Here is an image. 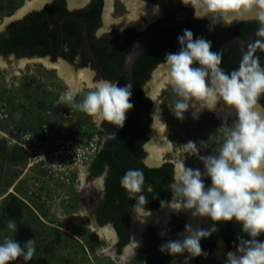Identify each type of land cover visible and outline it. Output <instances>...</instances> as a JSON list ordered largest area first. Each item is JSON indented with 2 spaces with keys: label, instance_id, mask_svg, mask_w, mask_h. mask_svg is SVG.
Instances as JSON below:
<instances>
[{
  "label": "clouds",
  "instance_id": "obj_1",
  "mask_svg": "<svg viewBox=\"0 0 264 264\" xmlns=\"http://www.w3.org/2000/svg\"><path fill=\"white\" fill-rule=\"evenodd\" d=\"M182 2L193 8L195 18L210 21L209 31H214L217 24L227 26L247 21H256L258 28L256 39L247 44L246 50H242L238 67L231 71L222 67L223 53L212 50V41L202 36L194 38L193 31L189 29H184L183 34L178 36L179 50L166 53L157 66L154 75L162 81L165 89H171L176 98L171 109L176 118L183 121L190 109L195 110L193 118H198L204 110L216 112L221 101L228 109L223 123L226 132L224 139L219 141L218 152L201 155V151L207 148V141L204 140L199 141V146L191 140L183 144L186 153L196 156L203 164V170L186 166L185 159L172 161V180L168 186L172 199L161 201V205H170L176 212L190 211L196 218L209 217L214 222L235 220L248 238L238 237L239 243L234 245L236 250L226 253L224 264H264V241L258 239L264 236V105L260 104L261 97H264V66L256 55L258 51L264 52V0ZM94 75L83 88L73 90L69 87L61 94V102L91 117L97 126L101 127L107 121L123 128L127 113L134 108L131 102L132 84L129 82L121 87L110 80L94 79ZM77 96H80L79 100ZM148 98L159 105L155 97ZM157 112H161L159 107L153 114V120ZM233 112L235 116L229 125L227 119ZM99 131L104 138L105 132ZM32 135L34 141L47 140L45 133L42 139ZM18 145L30 161L25 148ZM38 146L42 147L44 143H38ZM165 147L171 152L176 146L167 139ZM35 165L40 166L33 164L32 167ZM79 173L76 171L72 175L73 185L78 183ZM206 178L211 179V186H206ZM120 184L129 198L137 201L132 209L138 219L144 217L140 219L144 222L151 211L146 207L148 201L143 194V170L128 169L120 178ZM98 191L101 196L102 186ZM148 191H152L151 186ZM85 226L98 234L92 227ZM6 227L15 231L16 224L9 221ZM211 234V231L186 224L183 238L167 240L160 246V251L172 256L187 252L189 256L184 264H188L190 258L207 257L201 240ZM98 239L104 238L98 234ZM34 253V239H28L23 245L10 236L0 239V264H12L21 257L25 262L31 261Z\"/></svg>",
  "mask_w": 264,
  "mask_h": 264
},
{
  "label": "rangeland",
  "instance_id": "obj_2",
  "mask_svg": "<svg viewBox=\"0 0 264 264\" xmlns=\"http://www.w3.org/2000/svg\"><path fill=\"white\" fill-rule=\"evenodd\" d=\"M26 1L0 0V15ZM113 3L114 13L124 12L126 6L121 0ZM68 88L67 82L42 61H27L24 73L18 74H7L0 67V113L10 115L0 119V239L10 236L22 245L28 239L35 240L33 259L25 262L21 257L12 264H182L161 252L160 246L169 239H178V234L188 224L186 215H179L175 225L164 232L147 224L132 261L118 263L108 254L100 255L99 251L107 247L104 239L99 240L98 234L84 224L63 216L79 212L97 200L99 189L87 185L80 190L72 179L68 184L58 183L40 166H28L25 153L16 143L25 132L37 136L40 132L42 139L45 127L50 133L63 137H80L82 131L86 134L99 131L91 117L61 102L60 96ZM156 97L163 115L165 140L176 146L171 152L165 148L164 159H185L186 166L203 170V164L196 156L186 153L183 144L191 140L199 146V141L204 140L207 148L201 155L218 152L219 141L226 132L224 122L207 110L196 120L191 112H186L181 121L171 111L176 98L170 88L163 87ZM233 119L229 117L227 123L230 125ZM207 182L211 179L206 178ZM9 221L16 224L15 231L7 229ZM198 264L224 262L208 256Z\"/></svg>",
  "mask_w": 264,
  "mask_h": 264
},
{
  "label": "trees",
  "instance_id": "obj_3",
  "mask_svg": "<svg viewBox=\"0 0 264 264\" xmlns=\"http://www.w3.org/2000/svg\"><path fill=\"white\" fill-rule=\"evenodd\" d=\"M155 1L163 3L164 0ZM99 7V1L93 2V5L85 13L83 12L85 17L90 20ZM67 14H69V11L66 9V0H54L43 9L33 10L24 17L12 21L6 26L5 30L0 32V55L9 53H15L18 57H45L50 55L52 61L62 57L71 63L74 62L77 55H80L78 66L89 65L91 61L86 51L78 49L83 43L82 25L79 22L72 18H65L63 21L64 39H62L60 20ZM95 28L96 24L88 31V37L94 48L95 55L106 70L115 71L123 65L130 43L140 33L133 28H129L124 32H113L105 36L100 42L94 40L92 31ZM257 28L258 23L256 21L234 22L228 26V29L249 41L256 39L255 31ZM184 29L188 28L181 26L162 29L148 42L134 64L133 76L137 96L147 111L150 109V100L144 96L141 86L149 79L157 64L162 62L166 53L179 50L178 36L183 34ZM192 31L194 38L202 36L211 40L212 50L223 53L222 67L225 70L231 71L238 67L241 54L227 49L211 36L199 31ZM262 53L264 54V52ZM108 78L112 82L119 83L121 87L127 83L124 75H115ZM260 103L264 105V97H261ZM9 116L8 113L7 117ZM142 120V110L134 105V108L127 113L124 127L114 137L105 140L102 149L90 167L91 176H99L105 171L107 166L109 167L105 181L106 195L97 207L96 213L101 224L106 222H114L116 224L120 236L117 243L119 251L130 242V211L131 207L137 203L134 198L130 199L126 190L121 187L120 178L123 174L128 169L143 170L145 174L143 194L147 197L148 204L146 207L148 210L156 209L161 205V201H169L171 196L168 186L172 180L173 163L169 161L160 167L150 168L143 162V158L146 155L143 145L148 139L146 134L151 121L150 117L147 126L142 132L135 136L126 146H118L115 150L116 156L113 155V146L126 140L131 132L141 124ZM149 185L152 186L151 192L148 191ZM215 224L216 230L209 237L201 240L202 248L207 254L214 250L219 238L224 239L229 249L234 248V245L239 243V236L248 238L241 231V225L235 220L231 222H215ZM258 239L264 241V236L258 237ZM202 256L197 257V259Z\"/></svg>",
  "mask_w": 264,
  "mask_h": 264
},
{
  "label": "water",
  "instance_id": "obj_4",
  "mask_svg": "<svg viewBox=\"0 0 264 264\" xmlns=\"http://www.w3.org/2000/svg\"><path fill=\"white\" fill-rule=\"evenodd\" d=\"M45 1L46 0H28L24 2L23 4H21L20 6L1 14L0 15V31L4 29L5 26L11 23L14 19L24 16L27 12H30L34 9H41L43 7V4H45L44 3ZM70 1H72V3L74 2V0H70ZM126 2H124V4ZM127 5L130 8L128 6L125 7L123 13H114L113 9L111 8V4H108V8L111 11L108 13L109 16L107 17H113L116 19V18H122L128 14L130 15L131 13L132 14L134 13L132 21L139 22L140 14H145V16H147L149 19H151L154 15V12L152 9H149L148 6H145L146 8L144 7V3L142 0H128ZM155 12L157 13V11ZM78 20L81 23H83L85 27L83 34H82L83 45L85 47V50L88 54V57L92 65L96 69H98L100 73H103L108 76L124 75L127 83L130 82L132 84V101L138 107H140L143 111V120L141 124L131 132V134L128 136L126 140L113 146L112 150H113L114 156H116L115 150L118 146L120 147L126 146L128 143L131 142V140L135 136L140 134L146 126V123L148 120V114L137 96L135 83H134L133 68H134V64L137 58L144 51L145 46L158 32H160L162 29L166 27H181L182 26V27H185L191 30L202 32L205 35L211 36L215 38L221 45L225 46L227 49L234 50L239 54H242L243 49L246 50L247 44L250 42L249 40L241 37L240 35L228 29V25L225 26L223 24H217L215 26L214 31H209L210 21L191 19V18H185V17L167 18V19L161 20L158 23L154 24L152 27H150L144 33L138 36L133 41V43L129 46L126 52L125 58H124L123 65L115 71H108L105 68H103V66L99 63V61L97 60L93 52V49L89 42V38L87 36V23L81 18H78ZM63 21H64V18L60 20L62 39L64 35ZM256 55L260 58L261 65L264 66V54L258 51ZM26 61H42L56 75L63 78L69 84V87H71L73 90H77L78 88L83 86L81 82L82 79H84L85 82H87L89 79H92L93 77L92 74L94 73L88 67L78 68L73 63L71 64V62L62 59L61 57H58L56 61H52L49 56L18 57L16 56V54H13V53L8 55L6 58H4L3 56H0V67H2L6 71L7 74L24 73V65ZM156 69L157 67L154 68L149 79L146 81L144 85V89L147 88L152 91L151 92L152 96L155 97L156 101L159 104V105L155 103L153 104L152 116L155 113L157 107L160 108V102L155 94L158 88L162 86V81H160L156 75H154V79H153L152 75L155 73ZM218 108H219L218 111L214 113L217 115L219 119H221L224 122V118L225 116H227L228 109H225L223 107L222 101L220 105L218 106ZM190 110L192 114H193V111H195L194 109H190ZM202 113H199L198 117ZM196 119L197 118H195V120ZM152 124L154 128L152 127ZM152 124H151V130L149 133V140L145 144V147L148 150V155L146 156L147 163H150L149 157L150 159L156 158L158 162L161 160V158L162 160H165L164 159L165 143L163 144L160 139V138L165 139L164 130H163V115L161 112H157L155 119L152 121ZM98 127L104 130L105 136L99 145V148L94 156V159L99 153V151L102 149L105 140L113 136L117 128L115 125H112L107 121L103 122L101 127L100 126ZM91 164L87 166L80 165V173L77 178L78 186L80 190L86 187L87 185H101L102 189H104L102 181L105 178L107 171H104L99 176H94L95 178L91 180V182L89 183L86 182V177L88 175V167L91 166ZM205 184L206 186H211V182H207ZM104 196H105V192H102V195L91 204H97V206H99V204L103 201ZM90 206L92 205H88L87 207H85L83 210L79 212L67 213V214H63V216L71 220H74L76 222L84 224L86 223L85 222L86 217L84 214L89 213ZM150 211H151V215L146 217L144 222H141V220H143L144 217H140L141 219L140 220L137 218V214L135 213V211L134 210L131 211V216H130L132 218L131 230H130L131 240L124 247L123 254H121L120 256L115 255V252H113L112 250L113 244L115 242L116 233L113 231V229L111 230L110 228L111 224L110 225L108 224L110 227L109 226L96 227L95 225L90 224V223L84 224V225L92 227L93 229L98 231L99 237L105 239L107 247L99 251L100 255H107V254L112 255L113 257L112 256L110 257L118 263L132 261L133 254L138 246V243L143 235L144 228L147 226V224L157 226L158 232H164L168 228L173 227L175 225L179 215H182L183 212L189 214L188 221H189V224H191L193 228L198 227V228H202L207 231H211V233H213L212 231L214 229L213 221L209 217L196 218V217H193L191 215V212L187 210L176 212L174 209L171 208L170 205L167 207H162V205H160L156 209H153ZM183 233L184 231H181L178 234L179 239L183 238L182 236ZM235 250H236L235 247L232 249H229L224 239L219 238L216 244V247L210 254L207 255V257L211 256V257H214L224 262L226 260V253L229 251H235ZM170 256L174 259V261L184 264L185 258L188 257L189 254L185 252L183 254H177L176 256H172V255ZM204 258L205 256H202L199 259H197V257L190 258L188 261V264H198L199 261Z\"/></svg>",
  "mask_w": 264,
  "mask_h": 264
},
{
  "label": "flooded vegetation",
  "instance_id": "obj_5",
  "mask_svg": "<svg viewBox=\"0 0 264 264\" xmlns=\"http://www.w3.org/2000/svg\"><path fill=\"white\" fill-rule=\"evenodd\" d=\"M54 0H46L43 4V7L41 9H43L47 4L53 2ZM99 1L100 3V7L98 9V11L90 18V20H88L86 17H85V11L90 8L92 5H93V2H97ZM123 3H125L126 7L128 6L127 3H128V0H121ZM143 3H144V7L145 6H148L149 9H152L153 12H154V15L151 19H149L147 16H145V14H140L139 15V22H134L132 21V18H133V15L134 13L132 14H128L122 18H113V17H107L109 16V12L111 11L109 8H108V4H111V8L112 9H115V3H113L112 0H74V2L72 3V1L70 0H66V9L69 11V14L65 15L64 16V19L65 18H72L74 19L75 21L79 22L81 25H82V34H83V31L85 29L83 23H81L78 18H81L83 19L86 23H87V36H88V31L91 27H93V25L96 24V28L93 29L92 31V34H93V37H94V40H97V41H102L103 38L105 36H108L110 34H112L113 32H124L125 30L129 29V28H133L135 29L137 32H139V36L144 33L147 29H149L150 27H152L154 24L158 23L159 21L161 20H164V19H167V18H173V17H185V18H191V19H197L195 18V15H194V10L193 8L189 5V6H186L182 0H164L163 3H161L160 1L157 2L155 0H142ZM157 5H159V8H157ZM129 7V6H128ZM130 8V7H129ZM146 8V7H145ZM41 9H34V10H41ZM148 9V10H149ZM33 11V10H32ZM157 11V13L155 12ZM31 12V11H30ZM84 12V13H83ZM29 12H27L25 15H27ZM24 15V16H25ZM22 16V17H24ZM20 17V18H22ZM20 18H17V19H20ZM17 19H14L13 21L17 20ZM199 20H204V21H209L207 18L205 19H199ZM129 21V22H128ZM229 26V25H228ZM6 28V26H5ZM2 29L0 32H2L3 30ZM167 28V27H166ZM89 38V37H88ZM63 39H64V35H63ZM83 40V38H82ZM135 40V39H134ZM133 40V41H134ZM133 41L130 43V45L133 43ZM89 42H90V39H89ZM91 44V42H90ZM64 46V45H63ZM92 47V45H91ZM66 49V48H65ZM80 51L84 49L85 50V47L82 43V46H80L78 48ZM93 49V52H94V48L92 47ZM128 50V49H127ZM60 52V51H59ZM87 53V52H86ZM12 53H9L7 55H0V56H3L4 58H6L8 55H10ZM15 54V53H13ZM95 54V52H94ZM126 55V54H125ZM17 56V55H16ZM50 57V55H48ZM96 56V55H95ZM140 56V55H139ZM80 55H77L76 56V59L74 60V62H72L76 67L79 68L78 66V62L80 60ZM51 58V57H50ZM62 58V57H61ZM97 60H98V57L96 56ZM125 58V57H124ZM64 59V58H62ZM138 59V58H137ZM66 60V59H64ZM68 61V60H67ZM99 61V60H98ZM71 63V64H72ZM100 63V62H99ZM101 64V63H100ZM161 62L158 65H160ZM102 65V64H101ZM156 66V67H157ZM90 68L93 72H94V79H106V80H110L108 77V75H105L103 73H100V71L98 69H96L92 63H90L89 65L87 66H84V67H81V68ZM104 68V67H103ZM109 71V70H108ZM105 76V77H103ZM153 76V79H154V74L152 75ZM93 78V77H92ZM111 81V80H110ZM145 85V84H144ZM144 85L141 86V91L143 92L144 96L145 97H153L152 94H151V90L150 89H147L145 88L144 89ZM132 98V97H131ZM139 98V97H138ZM150 100V109L149 111L146 110L147 114H148V120H149V117L151 118V121L148 125V132L146 134L147 136V141L149 140V133H150V130H151V124H152V109H153V104L154 102L148 98ZM140 100V99H139ZM131 102L136 106L138 107L131 99ZM141 102V100H140ZM142 103V102H141ZM144 106V104H142ZM140 108V107H138ZM144 108L146 109V107L144 106ZM141 109V108H140ZM142 110V109H141ZM143 112V111H142ZM148 120H147V123H146V126L148 124ZM145 126V127H146ZM117 127V126H116ZM121 128H116V131L114 132L113 136H111L110 138L114 137L119 131H120ZM162 143L164 144H167V140H165L164 138H160ZM146 141V142H147ZM146 142L144 143L143 145V149L144 151H146V155L144 156L143 158V162L146 166L152 168V167H160L162 166L164 163L166 162H169L170 160L166 159V160H161L158 162L155 159H150L149 157V162L150 163H147L146 162V156L148 155V150L147 148L145 147V144ZM172 162V161H170ZM90 167H88V175L86 177V182H91V180H93L95 177L94 176H91V172H90ZM108 170H109V167L107 166L105 171H107V174L105 176V178L103 179L102 181V184H103V187L104 189H102V192H105V195H106V191H105V181H106V178L108 176ZM151 186V185H149ZM148 186V188H149ZM151 189H152V186H151ZM105 198V196H104ZM172 199V194L170 196V200L171 201ZM92 206H90V209H89V213L88 214H84L85 217H86V220L84 224H93L95 225L96 227H105V226H109L111 224V230L113 229V231L116 233L115 235V242L113 244V247H112V250L113 252H115V255H118L120 256L121 254H123V249L124 247L127 245H125L120 251L118 250V246H117V243L120 239V236L118 234V231H117V228H116V224L114 222H106V223H103L101 224L97 218V204H90ZM134 206V205H133ZM132 206V207H133ZM131 207V211H133ZM131 211H130V216H131ZM84 218V217H83ZM131 223H132V218L130 217L129 218V235H130V230H131ZM109 224V225H108ZM213 226H214V229H216V224L215 222L213 221ZM213 231V230H212ZM214 232V231H213ZM130 240H131V236H130ZM108 256H112V255H108ZM113 257V256H112Z\"/></svg>",
  "mask_w": 264,
  "mask_h": 264
},
{
  "label": "built area",
  "instance_id": "obj_6",
  "mask_svg": "<svg viewBox=\"0 0 264 264\" xmlns=\"http://www.w3.org/2000/svg\"><path fill=\"white\" fill-rule=\"evenodd\" d=\"M8 113H0V119L6 118ZM47 140L37 142L33 135L26 133L20 141H16L25 148L33 164H39L47 176L58 183H70L72 175L80 171V165L87 166L92 163L94 156L103 139V135L93 132L80 137H60L50 133L45 127ZM15 141V140H14ZM38 143H44L39 147Z\"/></svg>",
  "mask_w": 264,
  "mask_h": 264
},
{
  "label": "bare ground",
  "instance_id": "obj_7",
  "mask_svg": "<svg viewBox=\"0 0 264 264\" xmlns=\"http://www.w3.org/2000/svg\"><path fill=\"white\" fill-rule=\"evenodd\" d=\"M28 1V0H27ZM27 62V61H26ZM24 67H25V65H24ZM16 74H18V73H16ZM82 85L83 86H81L80 88H83V87H85V85H86V82H85V80L84 79H82ZM68 84V83H67ZM69 85V84H68ZM163 88V86H160L159 88H158V90H157V92H156V94L155 95H158L159 94V92H160V90ZM79 89V88H78ZM188 112H191V110H189ZM192 113V112H191ZM216 115V114H215ZM217 116V115H216ZM235 116V114H232L231 116H228V118L229 117H234ZM99 128V127H98ZM99 129H101V128H99ZM103 132H104V130L103 129H101ZM166 146V145H165ZM166 148V147H165ZM165 152V151H164ZM33 165V163L31 162V161H28V166L30 167V166H32ZM90 186H92V187H94V188H97V189H99V185H90ZM10 191H13L12 189H10ZM183 215H186V217L188 218L187 220H189V214H187V213H185V212H183L182 213ZM187 224V223H186ZM188 224H189V221H188ZM150 226V225H149ZM154 225H152V227H153ZM147 227V226H146ZM146 227L144 228V232H145V230H147L146 229ZM154 227H157V226H154ZM184 229V228H183ZM182 231H184V230H182ZM97 233H98V231H96ZM99 234V233H98ZM140 241H142V237H141V239H140ZM140 241H139V243H140ZM138 243V244H139Z\"/></svg>",
  "mask_w": 264,
  "mask_h": 264
},
{
  "label": "crops",
  "instance_id": "obj_8",
  "mask_svg": "<svg viewBox=\"0 0 264 264\" xmlns=\"http://www.w3.org/2000/svg\"><path fill=\"white\" fill-rule=\"evenodd\" d=\"M81 133H83L82 135H85L86 134L84 131H82ZM38 136H41L40 132H39ZM99 186H101V185H99ZM37 192H40V191H37Z\"/></svg>",
  "mask_w": 264,
  "mask_h": 264
}]
</instances>
